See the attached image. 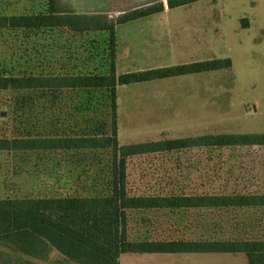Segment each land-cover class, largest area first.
<instances>
[{
	"label": "trees",
	"instance_id": "16d2710c",
	"mask_svg": "<svg viewBox=\"0 0 264 264\" xmlns=\"http://www.w3.org/2000/svg\"><path fill=\"white\" fill-rule=\"evenodd\" d=\"M197 1L168 0L167 5L175 8ZM35 5L22 13L0 11L2 34L65 30L74 37L37 47L40 70L15 72L4 62L0 67V90L14 93L16 119L15 133L0 137V152L20 154L26 161L34 156L37 166L51 164L48 191L0 197V245L39 259L57 250L77 264H121L126 253H244L247 264H264V237L154 236L153 229V219L162 212L179 222L181 212L192 210L264 208V182L254 191L224 185L200 192L189 191L174 179L181 153L264 148V133L128 144H120L118 137V86L228 69L231 59L118 73L116 26L164 11L162 1L134 8L115 20L103 11L77 12L61 0H39ZM160 154L173 157L172 174L166 177L171 184L132 190L130 160ZM136 215H142L146 227L140 234L132 226Z\"/></svg>",
	"mask_w": 264,
	"mask_h": 264
},
{
	"label": "rangeland",
	"instance_id": "374dc122",
	"mask_svg": "<svg viewBox=\"0 0 264 264\" xmlns=\"http://www.w3.org/2000/svg\"><path fill=\"white\" fill-rule=\"evenodd\" d=\"M39 0H7L2 12L22 13ZM77 12L103 11L111 20L134 8L168 0H61ZM11 2V3H10ZM196 8L193 14L191 8ZM171 11L170 17L202 18L199 34L204 36L197 58L203 60L230 58L231 68L181 75L173 78L118 86L120 144L150 140L184 138L218 133H264V0H200ZM195 16V17H194ZM198 31V30H197ZM194 31V32H197ZM97 37V35H95ZM69 31L39 32L25 35L21 31H0V67L6 63L15 72L40 70L39 49L51 43L72 40ZM93 37V36H92ZM202 42V39L200 40ZM63 51L61 50V54ZM50 57V52H45ZM40 60V61H39ZM39 61V62H38ZM49 70V69H47ZM35 71V70H34ZM118 73L124 72L121 67ZM14 93L0 90V137L15 133ZM147 106L149 108H147ZM173 159L168 154L137 157L130 160V186L142 192L149 187L171 184ZM51 164L37 166L32 156L0 152V197L36 196L51 182L47 176ZM216 170L219 171L215 174ZM174 179L187 190L212 188H247L263 186L264 148L235 151L194 149L180 154V168ZM152 217V214H145ZM142 215H136V233H142ZM181 221L159 213L154 236L195 237L210 235L225 238L264 237V208L199 209L181 212ZM178 231H174L176 224ZM164 229L166 231H164ZM153 230V231H154ZM252 236V237H253ZM201 264H246L243 253L207 254ZM176 261V262H175ZM192 263L157 255L127 254L122 264ZM208 262V263H207ZM0 264H77L57 250L47 259H39L0 245Z\"/></svg>",
	"mask_w": 264,
	"mask_h": 264
},
{
	"label": "crops",
	"instance_id": "0c3cea01",
	"mask_svg": "<svg viewBox=\"0 0 264 264\" xmlns=\"http://www.w3.org/2000/svg\"><path fill=\"white\" fill-rule=\"evenodd\" d=\"M175 8L187 10L183 8V6ZM175 8L168 7V9L165 8L164 11L160 13L118 24L116 26V65L117 69L119 67L123 69L124 72L121 73L204 61L203 59L197 58L199 45L203 47L205 46L203 45V41L205 40L204 36L201 38L199 34L200 22L198 19L202 18L194 16L195 18L185 19L181 16L184 12L176 14L171 18V11ZM190 10H192L191 12H193V14H197V12H195V10H197L196 8L192 7ZM201 39L202 42L200 41ZM147 108L149 107L147 106ZM127 254L139 253H126L121 256V259ZM145 254L149 256L157 255L169 257L177 261L178 259H191L192 261V263H182L181 261V263H175V261L161 264H201L199 260H208L209 258L214 257H210L207 254L222 253H144V255ZM224 254L237 255L239 253Z\"/></svg>",
	"mask_w": 264,
	"mask_h": 264
}]
</instances>
